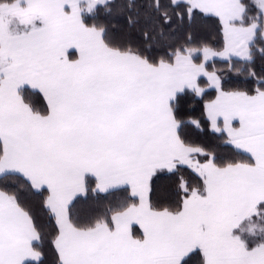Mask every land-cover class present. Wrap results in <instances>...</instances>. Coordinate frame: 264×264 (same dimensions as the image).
Here are the masks:
<instances>
[{
	"label": "snow or ice",
	"instance_id": "6c2138e0",
	"mask_svg": "<svg viewBox=\"0 0 264 264\" xmlns=\"http://www.w3.org/2000/svg\"><path fill=\"white\" fill-rule=\"evenodd\" d=\"M198 14L218 18L222 50L193 46ZM215 57L238 58L248 86L226 89ZM257 58L264 0H0V264H44L46 246L52 264H264ZM206 89L238 160L186 140L203 131L186 98Z\"/></svg>",
	"mask_w": 264,
	"mask_h": 264
},
{
	"label": "trees",
	"instance_id": "16d2710c",
	"mask_svg": "<svg viewBox=\"0 0 264 264\" xmlns=\"http://www.w3.org/2000/svg\"><path fill=\"white\" fill-rule=\"evenodd\" d=\"M89 22L91 23V21ZM112 23L115 25L113 31L117 37L127 32L122 17L115 16L112 19ZM193 35L196 41L193 46L207 44L209 47L216 50H222L223 48V34L220 30L219 20L216 17L198 14L193 24ZM240 63L238 59H233V67L229 69L228 61L214 59L207 62V67L209 71L216 70L217 73L222 76L226 89L244 88L248 86L245 76L236 73V68L240 67ZM254 67L259 73L264 69V62L257 58ZM206 93L207 94L204 95L203 98H194L192 96L186 98L188 102L185 107L193 117L201 120L203 128V131H200L190 126L189 130L186 132V140L193 146H202L208 150L215 151L217 156L222 159L238 160L241 157L237 154V150L234 149L233 146L226 143V135L221 136L220 134L210 131L208 121L203 115V107L206 102L215 97L216 93L213 89H206ZM185 177L189 179L190 183H196L194 175H189L186 172ZM92 187H94V180H90L89 182V190H91ZM172 187H174L172 180L167 175H160L158 179H155L153 184V201L161 200L162 202H167L171 196ZM52 262L53 254L46 246L44 264H52Z\"/></svg>",
	"mask_w": 264,
	"mask_h": 264
},
{
	"label": "crops",
	"instance_id": "0c3cea01",
	"mask_svg": "<svg viewBox=\"0 0 264 264\" xmlns=\"http://www.w3.org/2000/svg\"><path fill=\"white\" fill-rule=\"evenodd\" d=\"M218 19V18H217ZM223 44H224V41H223ZM223 49V48H222ZM214 59H217V60H221V61H225L224 59L220 58V57H215L211 60H214ZM233 59H238V58H235L233 57ZM209 60V61H211ZM208 61V62H209ZM215 98V97H214ZM213 98V99H214ZM101 196L103 197V194H101ZM107 199H111L110 197L107 198ZM107 199H102L101 200V205L103 203H106L107 202ZM94 200H95V197L93 196V194L91 193V190H89L88 194H87V198L84 196V195H81L79 196L77 199H76V206L77 208L79 209H82V210H85L87 211L89 206L92 205L94 203Z\"/></svg>",
	"mask_w": 264,
	"mask_h": 264
}]
</instances>
